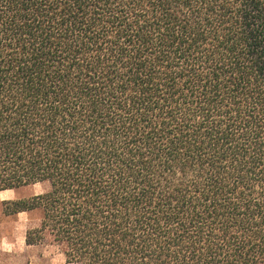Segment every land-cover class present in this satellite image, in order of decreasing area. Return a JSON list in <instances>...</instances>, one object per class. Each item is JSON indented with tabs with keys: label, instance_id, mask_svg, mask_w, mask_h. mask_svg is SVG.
Masks as SVG:
<instances>
[{
	"label": "trees",
	"instance_id": "trees-1",
	"mask_svg": "<svg viewBox=\"0 0 264 264\" xmlns=\"http://www.w3.org/2000/svg\"><path fill=\"white\" fill-rule=\"evenodd\" d=\"M2 213L70 264H264V0H0Z\"/></svg>",
	"mask_w": 264,
	"mask_h": 264
},
{
	"label": "rangeland",
	"instance_id": "rangeland-1",
	"mask_svg": "<svg viewBox=\"0 0 264 264\" xmlns=\"http://www.w3.org/2000/svg\"><path fill=\"white\" fill-rule=\"evenodd\" d=\"M38 188L33 185L0 192V264H70L53 245L26 243L25 232L37 225L39 212L2 213V201L27 197Z\"/></svg>",
	"mask_w": 264,
	"mask_h": 264
}]
</instances>
